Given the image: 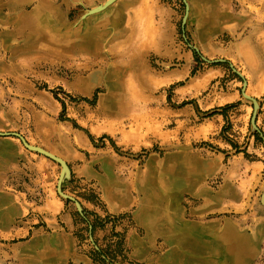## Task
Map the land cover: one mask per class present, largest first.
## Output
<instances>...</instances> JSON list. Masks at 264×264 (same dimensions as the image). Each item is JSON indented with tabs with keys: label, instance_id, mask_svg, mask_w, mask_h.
I'll return each instance as SVG.
<instances>
[{
	"label": "rangeland",
	"instance_id": "1",
	"mask_svg": "<svg viewBox=\"0 0 264 264\" xmlns=\"http://www.w3.org/2000/svg\"><path fill=\"white\" fill-rule=\"evenodd\" d=\"M108 1L0 0V133H9L0 136V195L10 198L0 264H54L36 246L57 227L43 217L45 195L72 209L74 237L95 264H150L168 252L138 217L148 195L149 205L161 198L149 218L155 231L175 234L168 212L180 211V221L223 218L262 241L264 0ZM19 136L62 159L63 176L57 160ZM109 155L133 200L118 214L77 169ZM194 157L215 164L197 171L191 191L183 186L191 176L182 182L175 170ZM225 237L232 256L249 251L240 236Z\"/></svg>",
	"mask_w": 264,
	"mask_h": 264
},
{
	"label": "crops",
	"instance_id": "2",
	"mask_svg": "<svg viewBox=\"0 0 264 264\" xmlns=\"http://www.w3.org/2000/svg\"><path fill=\"white\" fill-rule=\"evenodd\" d=\"M39 161L41 164H44L40 159ZM96 161H100L101 167L99 171L94 167ZM117 163V159L109 155L101 158L95 157L91 160L85 161V163L77 165L78 172L85 178L84 182L92 180L96 182L95 184L98 186L99 191V201L105 204L106 209L110 213L114 214L126 212L133 202L130 187L121 182L117 176L113 174ZM210 164L211 166L214 165L215 159L200 161L195 157L190 158L185 162V165L182 167L183 169L175 170L178 175L177 173L175 174L182 182L186 173V175L191 176V179H189L187 183L183 182V186L189 187V190L194 191L197 171L205 167L207 168ZM53 175L54 172L51 170L45 173V176L47 177ZM178 179L172 180V182L177 185ZM176 185L174 187L175 196H177L178 193L175 189ZM198 191L202 192V190ZM208 197L209 193L203 196L204 200L201 201V203L207 208L211 205ZM146 199L148 200V206H146V210H143L138 216H143L142 222L149 230L146 235L149 234L150 237L159 236L163 245L168 246V252L164 253L158 261L150 264H247L251 260L254 261L255 257L256 260L261 255L264 257V239L261 241L259 232L257 233L254 231L250 234L251 236L245 235L230 226L227 220L223 218H215L212 221L203 224L194 221H180V214L178 216V213H181L180 211H174V213L168 212V214H172L171 219H174V223L177 226L174 229L176 233L170 235L160 230L155 231V229H152L149 225V218L152 209L156 208L152 204L155 200L161 198L157 196L154 198L151 196L150 205L149 195ZM216 200L221 204L223 198H216ZM9 202L10 198L7 195H0V214L5 212L4 208L7 210L5 204ZM84 203L85 207L90 211L99 212L100 209L95 203L87 200H85ZM156 203H158V201ZM41 206L40 209L43 212V217L46 218V221L50 224H57V227H55L53 231L48 232L45 236L38 234V239H41L42 243L36 246H38L39 249L44 248L46 258L47 252L50 255L49 261L54 262V264H64V262H68L69 260L77 261V264H95L91 259L84 255L83 252H85L86 248L83 242L77 241V237H74L73 232L80 230L78 229L79 225L76 223L72 209L68 208L62 202H59L54 196L50 195H45V201ZM163 207L164 205L158 208L163 209ZM59 221L64 224V229L58 227ZM179 230H181V232H179ZM221 232L224 233V238L220 235ZM226 232L240 236L241 240L247 243L245 246H248L249 251H247L241 258L232 256L233 249L226 243ZM105 233V230H97L95 231V236L101 237L105 235ZM128 235L130 244H135L136 249L140 248L142 241H137L136 238L129 233ZM202 242L204 243L203 245ZM79 243L80 245L78 246Z\"/></svg>",
	"mask_w": 264,
	"mask_h": 264
},
{
	"label": "water",
	"instance_id": "3",
	"mask_svg": "<svg viewBox=\"0 0 264 264\" xmlns=\"http://www.w3.org/2000/svg\"><path fill=\"white\" fill-rule=\"evenodd\" d=\"M112 0H110V1H108L107 3H109V2H111ZM9 133H0V136H6V135H8ZM20 137V136H19ZM21 138V140L24 142V144L28 147V148H31V149H34V150H37V151H39V152H41V153H43V154H45V155H47V156H49V157H51V158H53V159H55V160H57L61 165H62V175L61 176H63V173L65 172V170L67 169V166H66V163L62 160V159H60L59 157H56V156H54L53 154H51V153H49V152H47V151H45V150H43V149H41V148H39V147H34V146H31V145H29V144H27L24 140H23V138L22 137H20ZM66 196V195H65Z\"/></svg>",
	"mask_w": 264,
	"mask_h": 264
},
{
	"label": "bare ground",
	"instance_id": "4",
	"mask_svg": "<svg viewBox=\"0 0 264 264\" xmlns=\"http://www.w3.org/2000/svg\"><path fill=\"white\" fill-rule=\"evenodd\" d=\"M108 3L106 2V5H107ZM105 5V4H104ZM105 5V6H106ZM99 8V7H98ZM97 9V8H96ZM95 10V9H94ZM244 246V243H243V245H241V247H243ZM234 251H236V248H234Z\"/></svg>",
	"mask_w": 264,
	"mask_h": 264
}]
</instances>
